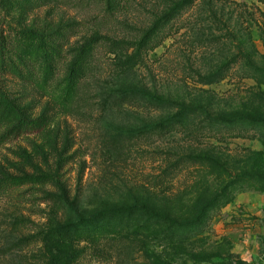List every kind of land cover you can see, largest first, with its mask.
Returning a JSON list of instances; mask_svg holds the SVG:
<instances>
[{"label":"rangeland","instance_id":"obj_1","mask_svg":"<svg viewBox=\"0 0 264 264\" xmlns=\"http://www.w3.org/2000/svg\"><path fill=\"white\" fill-rule=\"evenodd\" d=\"M4 41L0 264H264V0H0Z\"/></svg>","mask_w":264,"mask_h":264},{"label":"trees","instance_id":"obj_2","mask_svg":"<svg viewBox=\"0 0 264 264\" xmlns=\"http://www.w3.org/2000/svg\"><path fill=\"white\" fill-rule=\"evenodd\" d=\"M9 30L10 31H14V30H11V28H9ZM16 35V32L14 31V34H13V36L12 37H14ZM11 40H12V38H11ZM5 47V49L4 50H2L0 53H1V58H0V69H5V68H7V69H11V62L9 61V60H7V58H6V56H5V53H6V50H11L12 49V47H13V45H12V43H11V41H7V42H2L1 43V47ZM7 47V48H6ZM2 91L0 90V93H1ZM213 204V202H207L205 205H203L202 206V208L199 210V213H198V216H201V214L203 213V210L205 209V208H207V207H209V206H211ZM102 213H105V212H101V213H99L98 215H101ZM89 221L88 220H85V219H80V220H78L75 224H74V226H73V228L72 229H74V228H79V227H82V226H85V225H87V223H88ZM58 240H60L59 238H57V241ZM62 245V244H61ZM63 259V254H61L60 256H59V259ZM57 260H58V258H57ZM62 264H63V262H62Z\"/></svg>","mask_w":264,"mask_h":264}]
</instances>
